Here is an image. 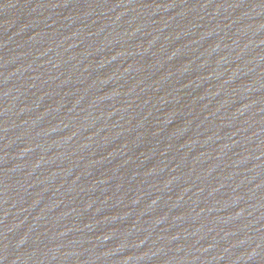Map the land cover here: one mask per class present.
<instances>
[{
    "label": "water",
    "instance_id": "1",
    "mask_svg": "<svg viewBox=\"0 0 264 264\" xmlns=\"http://www.w3.org/2000/svg\"><path fill=\"white\" fill-rule=\"evenodd\" d=\"M0 264H264V0H0Z\"/></svg>",
    "mask_w": 264,
    "mask_h": 264
}]
</instances>
